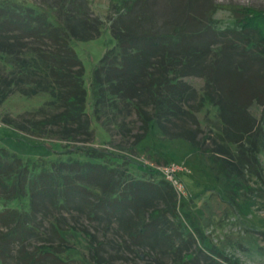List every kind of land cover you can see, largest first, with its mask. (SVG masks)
Listing matches in <instances>:
<instances>
[{
    "label": "trees",
    "instance_id": "trees-1",
    "mask_svg": "<svg viewBox=\"0 0 264 264\" xmlns=\"http://www.w3.org/2000/svg\"><path fill=\"white\" fill-rule=\"evenodd\" d=\"M93 1L0 0V102L12 92L47 93L58 112L38 124L59 127L62 138H87L91 117L135 143L151 130L187 141L226 176L237 164L253 166L264 143V7L104 0L114 46L91 71L89 116L83 69L70 42L90 41L103 28ZM218 9L231 22L216 29L210 20ZM188 77L202 80L199 91L183 81ZM205 105L215 109L216 133L199 141L196 113ZM253 106L260 107L258 118ZM130 117L142 135L131 134ZM82 153L102 163L67 160L39 169L0 147V264H70L61 256L75 232L85 236L93 264H111L130 246L167 264H199L184 242L176 193L166 181L143 177L158 174L137 165L143 176L134 175L110 153ZM80 217L90 226L70 225ZM109 230L125 238L122 245L106 242ZM205 256L204 264L221 257L212 250Z\"/></svg>",
    "mask_w": 264,
    "mask_h": 264
},
{
    "label": "rangeland",
    "instance_id": "rangeland-1",
    "mask_svg": "<svg viewBox=\"0 0 264 264\" xmlns=\"http://www.w3.org/2000/svg\"><path fill=\"white\" fill-rule=\"evenodd\" d=\"M12 1L30 4V0ZM210 1L222 6L264 7V0ZM91 9L93 14L103 21L99 35L86 42H70V47L83 69V85L86 89L85 112L89 116L91 96L88 85L91 71L103 53L114 46L107 28L106 2L94 0ZM230 22L229 13L224 9H218L211 16L210 25L217 29L227 26ZM183 81L197 91L203 84L202 80L197 78L188 77ZM26 93L22 95L12 92L0 102V147L29 165L37 164L39 169L48 168L51 163L67 160L102 163L99 159L86 157L82 153L84 149L110 153L109 156L115 157L114 160L117 162L122 159L127 161L131 166V173L137 176H143L139 173L140 168L143 171L152 170L145 162L155 166L167 163L182 166L186 172L180 173L178 180L183 194L176 196V206L179 220L185 227L183 238L188 252L198 258L199 264L209 262L205 256L208 250L221 256L214 259L218 264H264V143L256 155L253 166L247 168L246 165L237 164L236 171L225 170L228 173L226 176L218 172L216 168L218 163L215 164L211 156L200 153L187 141L167 138L155 130L142 135L137 129L138 124L134 117L129 118V126L132 135H142L137 143L134 137H121L115 130H104L91 117L87 138L76 134L71 135L72 138L69 139L62 138L59 127L38 124L40 120L58 112L56 105L51 104V96L32 90ZM49 104L53 106L48 107ZM250 112L252 116L258 118L260 107L253 106ZM196 119L201 131L198 140H202L204 136L213 138L217 123L215 109L205 105L196 113ZM230 148L233 151L234 148ZM136 165L139 172L135 169ZM143 177L154 182L161 179L159 175ZM25 207L26 200L23 202V208ZM75 220L76 223H73L72 219L70 225L77 229L90 226L82 217ZM106 235V242L116 245H122V239H125L120 234H115L113 230H109ZM188 235L192 241L187 238ZM64 247L61 257L70 260V264H93L88 258L87 240L82 233L67 235ZM129 249L132 250L124 251L123 255L111 264L168 263V259L161 258L156 253L152 255L133 246ZM197 249H201V253H197Z\"/></svg>",
    "mask_w": 264,
    "mask_h": 264
},
{
    "label": "built area",
    "instance_id": "built-area-1",
    "mask_svg": "<svg viewBox=\"0 0 264 264\" xmlns=\"http://www.w3.org/2000/svg\"><path fill=\"white\" fill-rule=\"evenodd\" d=\"M152 171L156 172L164 181H166L175 191L176 196H180L182 193L181 186L178 180V175L180 173H185L184 167L179 166L175 163H167L164 165H152L145 162Z\"/></svg>",
    "mask_w": 264,
    "mask_h": 264
}]
</instances>
